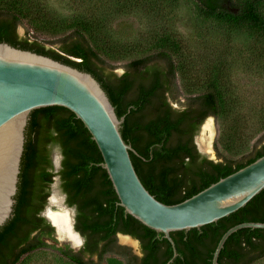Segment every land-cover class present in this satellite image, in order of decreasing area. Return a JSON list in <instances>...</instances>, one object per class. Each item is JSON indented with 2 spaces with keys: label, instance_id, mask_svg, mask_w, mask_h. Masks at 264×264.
Listing matches in <instances>:
<instances>
[{
  "label": "trees",
  "instance_id": "obj_1",
  "mask_svg": "<svg viewBox=\"0 0 264 264\" xmlns=\"http://www.w3.org/2000/svg\"><path fill=\"white\" fill-rule=\"evenodd\" d=\"M193 1L203 18L264 38V0ZM32 11L36 12L23 0H0V43L49 57L94 77L117 116L125 117L121 133L136 151L130 153L133 165L145 188L159 202L181 203L264 156V138L241 158L220 156L215 162L198 152L195 136L207 118L224 115L226 101L215 78L204 92L187 97L182 108L173 107L170 99H176L180 52V44L174 39L160 38L149 54L129 62L118 76L93 44L92 31L84 22L63 28L69 32L55 41L59 45L55 49L28 39V34L20 36L18 29ZM55 146L63 155L58 173L62 189L67 204L77 208L76 230L86 239L79 253L44 240H54V228L41 213L55 177L51 152ZM102 163L97 144L72 112L61 107L34 111L26 129L13 217L0 229V264H19L24 256L44 248L57 250L72 264H97L85 257L98 255L101 262L109 253L125 259V264H168L174 255L172 245L163 234L145 227L119 206ZM243 223H264V190L244 208L216 223L172 233L178 256L170 264H212L222 236ZM118 234L139 240L143 256L117 246ZM263 259L264 229L245 228L226 241L218 264H255Z\"/></svg>",
  "mask_w": 264,
  "mask_h": 264
},
{
  "label": "rangeland",
  "instance_id": "obj_2",
  "mask_svg": "<svg viewBox=\"0 0 264 264\" xmlns=\"http://www.w3.org/2000/svg\"><path fill=\"white\" fill-rule=\"evenodd\" d=\"M23 1L36 12L32 11L24 26L19 27L20 36L28 34V39L55 49L59 46L55 41L69 32L63 28L77 21L84 22L92 31L93 44L103 52L118 76L125 72L129 62L149 54L160 38L168 36L177 41L179 73L176 99H170L173 107L182 108L187 97L204 92L215 78L226 101L224 115L211 118L214 135L208 153L216 160L220 156L241 158L264 138V38L257 33L203 18L193 0ZM201 130L202 126L197 138ZM51 152L55 174L54 157L62 152L58 146ZM54 184L55 180L50 186V195ZM57 186L63 194L61 181ZM65 242L57 238L47 241L57 248L70 244ZM117 246L141 255L139 244L123 243L121 237L117 239ZM94 261L125 264V259L114 253L107 254L101 262L96 257ZM19 264L72 263L57 250L44 248L24 256ZM255 264H264V259Z\"/></svg>",
  "mask_w": 264,
  "mask_h": 264
},
{
  "label": "water",
  "instance_id": "obj_3",
  "mask_svg": "<svg viewBox=\"0 0 264 264\" xmlns=\"http://www.w3.org/2000/svg\"><path fill=\"white\" fill-rule=\"evenodd\" d=\"M51 107L69 110L84 124L102 155V168L112 182L119 206L145 227L163 234L172 245L174 255L168 264L178 256L172 233L216 223L244 208L264 190L263 156L181 203L166 205L159 202L137 174L130 156L136 151L125 142L121 133L125 117L117 116L101 84L89 73L0 43V229L13 217L30 116L34 111ZM211 118L204 121L201 135L195 136L194 141L202 156L218 162L198 144L204 125ZM61 160L62 154L54 157L55 174L61 169ZM54 180L53 191L56 189L59 194L62 209L72 211L73 232L82 240L80 246L72 247L78 251L84 238L75 229L77 210L66 203V195L58 190L60 176ZM53 191L47 201L49 207H45L46 212L42 215L55 228L60 240L56 226L46 215L48 209L53 212L59 209L51 205ZM245 228L264 229V223H243L229 229L217 245L212 264H218L226 241ZM118 236L138 244V240L130 235Z\"/></svg>",
  "mask_w": 264,
  "mask_h": 264
},
{
  "label": "bare ground",
  "instance_id": "obj_4",
  "mask_svg": "<svg viewBox=\"0 0 264 264\" xmlns=\"http://www.w3.org/2000/svg\"><path fill=\"white\" fill-rule=\"evenodd\" d=\"M212 119L208 120L205 124L202 136L198 140V144L200 149L203 152H210L212 149V138L214 135V129L212 124ZM209 133V136H208ZM213 155V154H211ZM51 205L53 207H58V212H53L48 209L46 215L47 217L54 223L57 228L58 237L60 240H65L69 242L73 247L80 246L82 240L79 238L77 234L73 232V214L71 210L62 209L61 207V198L57 193L56 189L53 191V195L51 197ZM61 207V208H60ZM122 242L126 244H135L128 238L122 237Z\"/></svg>",
  "mask_w": 264,
  "mask_h": 264
},
{
  "label": "flooded vegetation",
  "instance_id": "obj_5",
  "mask_svg": "<svg viewBox=\"0 0 264 264\" xmlns=\"http://www.w3.org/2000/svg\"><path fill=\"white\" fill-rule=\"evenodd\" d=\"M62 162H63V155H62V161H61V169H62ZM61 169H60V171H61ZM59 171V172H60ZM61 183H62V181H61ZM66 195V194H65ZM50 196V195H49ZM49 198V197H48ZM47 201H48V199H47ZM66 203H67V195H66ZM76 208V207H75ZM76 210H77V208H76ZM43 212H44V210H43ZM42 212V213H43ZM42 213H41V217H43V215H42ZM76 217H77V213H76ZM76 217H75V219H76ZM43 218H45V217H43ZM47 221V220H46ZM48 222V221H47ZM49 223V222H48ZM50 224V223H49ZM51 225V224H50ZM52 226V225H51ZM53 227V226H52ZM54 228V227H53ZM75 229H76V223H75ZM77 231V230H76ZM78 232V231H77ZM80 233V232H79ZM35 234V233H34ZM33 234V235H34ZM119 235V234H118ZM116 236V239H118L119 238V236ZM82 236V235H81ZM83 237V236H82ZM53 238H54V240H52V239H49V238H45L44 240L47 242L48 240H52V241H55V239L57 238V235H56V230H55V228H54V236H53ZM80 238V237H79ZM84 238V237H83ZM122 238V237H121ZM123 238H125V237H123ZM81 239V238H80ZM129 239V238H128ZM117 242V241H116ZM65 243H67V242H65ZM85 243H86V239L84 238V243L81 245V247H80V249L78 250V251H76L75 249H73L72 247V245L71 244H69V243H67V244H69V245H66V247H68L69 249H71L72 251H73V253H79L82 249H83V247L85 246ZM138 244L140 245V251H141V255H136V254H134L133 252H132V254L134 255V256H138V257H142L143 256V250H142V246H141V242L138 240ZM101 247V246H100ZM63 248V247H62ZM97 258V259H99L98 258V255H95V256H93V257H91V259H90V257H85V260L87 261V260H93L94 261V258Z\"/></svg>",
  "mask_w": 264,
  "mask_h": 264
},
{
  "label": "built area",
  "instance_id": "obj_6",
  "mask_svg": "<svg viewBox=\"0 0 264 264\" xmlns=\"http://www.w3.org/2000/svg\"><path fill=\"white\" fill-rule=\"evenodd\" d=\"M72 60H74V61H76V62H80L81 60H79V59H74V58H72Z\"/></svg>",
  "mask_w": 264,
  "mask_h": 264
}]
</instances>
